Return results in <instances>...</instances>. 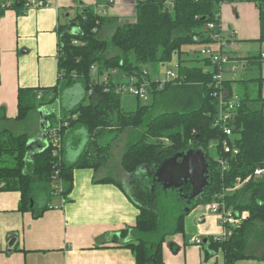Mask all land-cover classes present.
Wrapping results in <instances>:
<instances>
[{
  "label": "trees",
  "instance_id": "16d2710c",
  "mask_svg": "<svg viewBox=\"0 0 264 264\" xmlns=\"http://www.w3.org/2000/svg\"><path fill=\"white\" fill-rule=\"evenodd\" d=\"M26 1L14 0L12 8L22 7ZM225 1L237 0H137L135 22L119 23L110 40L102 37L101 31L115 23V18L98 12L93 6L79 11L72 19L77 25L76 31H71L68 25L60 28L61 77L58 84L45 89L21 87L17 117L10 120L4 112L1 113L0 183L3 182L4 186L0 190L19 191V210L31 211L38 218L50 208L55 196L51 185L56 169H60L63 192L68 197L74 186L75 169L96 170L110 159L112 142L101 143L100 139L107 131L121 134L127 129L131 133L122 165L131 174L140 170L135 180H142L137 183L133 194L144 197H138L141 203L138 204L140 213L136 225L121 230L111 240L121 241L124 247L129 248L136 264H164L163 242L168 236L183 231V219L188 213L186 207L193 209L198 204L206 205L215 200H224L237 218H242L244 212L248 216L242 218L228 239H209L208 250L222 249L225 264H235L240 259H264V255L248 252L253 238L264 246V173H255L258 168H264V77L226 81L230 92L237 90L240 93L242 104L236 117L235 140L239 153L227 154L230 163L223 171L215 160L221 152L218 150L213 156L208 150L211 140L224 137L222 131L214 126L218 100L209 86L217 67L200 53L197 63L192 62L195 59L184 58L185 54L201 51L187 49V46L215 44L206 27L209 22L221 20L220 7ZM245 1L256 3L260 10L258 41L264 44V0ZM74 39L80 43L74 44ZM174 57L179 62V78L159 89V83L148 74L146 78L151 82L153 101L145 103L136 98V107L126 109L122 103L123 95L116 93L111 70L117 69L141 80L147 65L167 63ZM246 59L251 65L262 67L261 55ZM93 65L97 66L95 75ZM108 74L110 81L106 85L101 81ZM75 84L81 85L85 97L72 109L63 112L59 120L63 126L59 132L64 136L67 128L82 127L89 132L91 141L78 160L73 163L61 161L56 165L58 159L51 140L50 145L30 151L31 135L14 131L11 123L14 126L25 121L32 111L54 103L63 90ZM252 87L254 93H250ZM90 89H93L91 95ZM42 91L54 95L47 99L44 94L40 95ZM169 92L171 95L167 97ZM48 119L52 127L58 128L54 113ZM64 123L68 125L64 126ZM95 147L98 154L93 156L91 148ZM190 148L206 152L212 180L203 195L188 204V199L182 194L192 190L190 183L181 193L179 189H164L147 176L166 158ZM97 181L114 182L132 198L119 179L106 177Z\"/></svg>",
  "mask_w": 264,
  "mask_h": 264
},
{
  "label": "crops",
  "instance_id": "0c3cea01",
  "mask_svg": "<svg viewBox=\"0 0 264 264\" xmlns=\"http://www.w3.org/2000/svg\"><path fill=\"white\" fill-rule=\"evenodd\" d=\"M136 3L137 0H50L43 7L26 8L23 5L0 11V116L4 112L10 120L17 117L21 87L45 89L58 84L61 76L60 28L68 25L71 31H76L77 25L72 19L79 11L93 6L98 12L116 19L115 23L102 29L101 36L106 39L105 35H113L119 23L135 22ZM220 19L224 31L233 32V36L227 37L226 51L243 58L239 71H227V78L264 77V59L260 68L246 59L264 52L254 46L262 44L258 41L260 10L257 4L245 0L225 1L220 7ZM184 57L198 62V55L194 52ZM148 74L151 77L149 71ZM113 77L115 81H123L128 76L116 69ZM66 89L71 97L65 101L63 93ZM66 89L54 103L30 113L35 114L38 124L36 134H30L33 143L30 151L48 145L44 127L46 123L51 125L47 117L50 113L55 114L58 124L63 112L72 109L85 97L79 84ZM42 94L47 99L54 95L49 91L40 92ZM123 96L127 98L125 102L122 100L125 108L134 109L137 104L134 105L133 100L136 98ZM130 133V130L121 134L107 131L100 142H112L110 159L96 170L75 169L74 186L62 208L50 205L42 216L36 218L31 211L19 210V191L0 190V264H136L129 248L121 241L111 240L121 230L135 226L140 213L138 204L141 201L133 193L141 181H136L133 173H128L122 165ZM90 141L85 128H67L63 136V161L73 163L78 160ZM122 141H125L123 146ZM115 148L120 149L117 159L114 158ZM91 149L92 155L96 156V147ZM106 177L123 183L126 180L128 188H125L132 198L114 182L97 181ZM59 203L60 198L55 205ZM222 231L220 217L209 212L207 204L196 205L184 216L183 231L168 236L163 242L164 264H225L222 249L208 250V241L203 245L192 242L194 237L216 240ZM13 237L16 241L10 246ZM235 264H264V259H240Z\"/></svg>",
  "mask_w": 264,
  "mask_h": 264
},
{
  "label": "built area",
  "instance_id": "2783aa9c",
  "mask_svg": "<svg viewBox=\"0 0 264 264\" xmlns=\"http://www.w3.org/2000/svg\"><path fill=\"white\" fill-rule=\"evenodd\" d=\"M50 0H27L24 3L26 8H38L47 6ZM14 6V0H0V11H5ZM206 30L209 31V36L218 44L217 47L214 45L205 46L201 49L200 54L203 57L209 58L213 66L217 67V71L213 76V81L209 83V86L213 88L212 95L218 100V114L214 121V126L220 129L224 135L222 139L211 140L208 144V150L216 153L218 150L220 154L215 156V160L220 164L222 170H226L229 166V158L227 154H237L239 153V148L236 144V117L239 109L241 108V95L235 90L230 92L226 86V81L232 79L228 76L227 71L236 73L241 67L243 58L239 55H232L226 51L228 47L227 37L233 36V32H225L221 21L219 22H209L207 24ZM74 44H79L80 41L77 39L73 40ZM261 57L264 59V52L261 53ZM92 72L95 75L97 72V66H92ZM116 69L111 70L110 75H115ZM61 74V73H60ZM105 75L101 82L106 85L110 81V76ZM143 78L140 80L136 76H128L125 80L115 81L116 93L122 95H129L135 98L141 99L143 102L147 103L151 98V82L146 78L148 71L145 69L143 71ZM61 77V76H60ZM179 78L178 75V65L177 72L169 70L166 73V77L163 79H157L159 83V89H162L167 82L175 81ZM235 79V77L233 78ZM180 80H182L180 78ZM181 82V81H179ZM106 90L109 87H105ZM93 93V89L89 90V94ZM68 123H64L67 126ZM62 124H58V128L48 126L46 129L49 143L50 140L54 146V155L57 157V164H61L63 161V136L60 134V129ZM166 141H168L166 139ZM258 175L264 173V168H258L255 172ZM241 181L240 179H238ZM4 186V183H0V187ZM52 190L55 197L60 198L61 203L54 205V208H62L66 197L63 192V182L60 178V169L57 168L52 176ZM207 209L211 213H215L220 217V222L223 228L222 233L217 236L216 240H226L232 236L234 228L240 225L242 218H246L248 214L243 213L242 218H237L234 215L233 210L226 207L224 200H215L207 204ZM192 242L195 244L203 245L204 240L200 237H194Z\"/></svg>",
  "mask_w": 264,
  "mask_h": 264
},
{
  "label": "water",
  "instance_id": "95a60500",
  "mask_svg": "<svg viewBox=\"0 0 264 264\" xmlns=\"http://www.w3.org/2000/svg\"><path fill=\"white\" fill-rule=\"evenodd\" d=\"M51 114L53 112L49 115ZM48 126V123H46L44 129L46 130ZM28 146L30 150L33 143L30 141ZM44 147H41V149ZM138 171L132 175L135 176ZM149 174L147 177H150L154 184H161L164 189H179L181 193H183L184 186L190 183L192 190L188 194H182L184 198L188 199V204L191 201H197L212 180L211 166L207 160L206 152L200 148H190L187 151H181L166 158ZM33 205L34 200L31 203V206ZM190 210V207H186L185 209L186 212ZM15 241L16 237H13L9 245L12 246ZM206 241H208V238L204 239V242Z\"/></svg>",
  "mask_w": 264,
  "mask_h": 264
},
{
  "label": "rangeland",
  "instance_id": "374dc122",
  "mask_svg": "<svg viewBox=\"0 0 264 264\" xmlns=\"http://www.w3.org/2000/svg\"><path fill=\"white\" fill-rule=\"evenodd\" d=\"M106 39L110 40L111 37H112V34H107L105 35ZM191 46V47H190ZM190 46H187L186 48L187 49H190V50H198L200 51L202 49V47L204 46V44L202 43H198V44H193V45H190ZM255 48L257 50H260V49H263L264 50V44H258V45H254ZM196 55H199L200 52H195ZM245 53H248L245 52ZM202 56V55H201ZM185 58V57H184ZM177 62H178V58L177 57H174L172 61L170 62H167V63H162V62H154V63H151L149 65L146 66V69H148V71L150 72L151 74V77L154 79V80H157V79H163L166 77V73L169 71V70H172V71H175L177 72ZM241 76H239L240 78ZM253 86V85H252ZM255 90H253V87L251 88V91L250 93H254ZM171 95V92H169L166 96L167 97H170ZM70 96V93L68 92V90L66 89L63 93V100L66 101V98L68 99ZM123 102L126 101V97L123 96ZM68 101V100H67ZM150 102L153 101V97L151 96V98L149 99ZM148 101V102H149ZM87 102H89L87 100ZM133 103L134 105L137 104V100H133ZM56 105V104H54ZM130 107V105H129ZM34 114V113H33ZM30 117H28L25 121L23 122H20V123H17L13 126V124L11 123L12 127L15 128L14 131L16 132H27L31 135H35L36 134V131H37V121L35 119V114L34 115H29ZM127 130V129H126ZM114 132V134L116 133L114 130H112ZM127 140V139H126ZM123 142V141H122ZM125 145V141L123 142V144L121 146ZM127 146V144H126ZM114 152V158L117 159L120 157L119 153H120V149H114L113 150ZM212 155L215 156V153L213 151H211ZM125 186L128 188V182L125 180L124 182ZM140 198H143L142 197V194L140 196H138ZM59 198L55 197L52 199V202H51V205H55V203L57 202ZM40 205H41V202H40ZM245 214H248L247 212H244ZM261 244L256 238L252 240V243H251V248L249 247L248 249V252L249 253H252V254H257L259 256H262L264 255V246H261L259 245Z\"/></svg>",
  "mask_w": 264,
  "mask_h": 264
},
{
  "label": "flooded vegetation",
  "instance_id": "af4514ba",
  "mask_svg": "<svg viewBox=\"0 0 264 264\" xmlns=\"http://www.w3.org/2000/svg\"><path fill=\"white\" fill-rule=\"evenodd\" d=\"M142 179L140 178L138 181H141ZM134 190H137L136 188H134ZM193 201L189 202V204H191Z\"/></svg>",
  "mask_w": 264,
  "mask_h": 264
}]
</instances>
